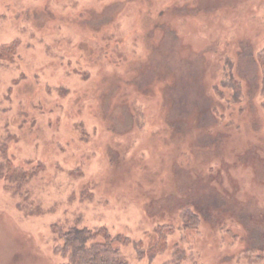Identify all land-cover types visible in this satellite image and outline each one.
<instances>
[{
    "label": "rangeland",
    "instance_id": "rangeland-1",
    "mask_svg": "<svg viewBox=\"0 0 264 264\" xmlns=\"http://www.w3.org/2000/svg\"><path fill=\"white\" fill-rule=\"evenodd\" d=\"M76 223L264 264V0H0V264Z\"/></svg>",
    "mask_w": 264,
    "mask_h": 264
},
{
    "label": "trees",
    "instance_id": "trees-1",
    "mask_svg": "<svg viewBox=\"0 0 264 264\" xmlns=\"http://www.w3.org/2000/svg\"><path fill=\"white\" fill-rule=\"evenodd\" d=\"M11 49V48H7ZM230 81L234 82L236 78L229 75ZM239 82L238 80H236ZM224 84L225 81H224ZM238 91L235 92V95ZM185 225H191L200 217L198 210L193 207L184 209ZM173 225L162 224L156 229L157 239L151 247L144 250L139 249V256H149L154 258L158 253L163 252L167 245V236L173 229ZM60 244L58 245L59 253L67 258L65 264H130L123 255L121 249L116 245L117 242H130L127 236L122 234L114 235L107 227L89 228L80 226L78 223L60 230ZM141 242L138 245L140 247ZM188 250L179 244H176L171 257L164 264H183L184 261L192 258L193 254H188ZM259 255L264 252V247L258 249ZM257 257H260V256ZM196 264V263H194Z\"/></svg>",
    "mask_w": 264,
    "mask_h": 264
}]
</instances>
